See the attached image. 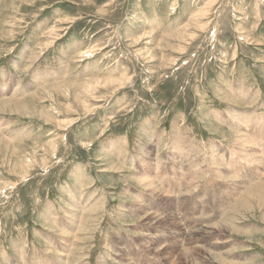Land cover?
<instances>
[{"label":"rangeland","instance_id":"rangeland-1","mask_svg":"<svg viewBox=\"0 0 264 264\" xmlns=\"http://www.w3.org/2000/svg\"><path fill=\"white\" fill-rule=\"evenodd\" d=\"M0 264H264V0H0Z\"/></svg>","mask_w":264,"mask_h":264},{"label":"bare ground","instance_id":"bare-ground-1","mask_svg":"<svg viewBox=\"0 0 264 264\" xmlns=\"http://www.w3.org/2000/svg\"><path fill=\"white\" fill-rule=\"evenodd\" d=\"M82 53H84V52H82ZM4 105H5V104H3V106H4ZM260 135H261V133H260ZM251 154H252V153H251ZM252 155H253V154H252ZM151 186H152V185H151ZM258 188H259V187H257V188L254 187L253 189L250 190V192H253V193H254L256 190H258ZM248 191H249V190H248ZM250 192H249V193H250ZM243 201H245V200H243ZM215 227H216V226H215ZM216 231H217V230H216Z\"/></svg>","mask_w":264,"mask_h":264}]
</instances>
